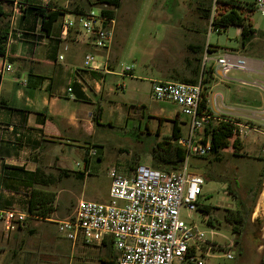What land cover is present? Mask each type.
I'll return each instance as SVG.
<instances>
[{
  "label": "crops",
  "instance_id": "obj_1",
  "mask_svg": "<svg viewBox=\"0 0 264 264\" xmlns=\"http://www.w3.org/2000/svg\"><path fill=\"white\" fill-rule=\"evenodd\" d=\"M204 1L154 2L150 20L159 28L148 27L138 38L149 42L156 40L157 35L167 36L159 49L156 44L144 46L142 67L134 72L135 66L127 71L118 68V41L125 40L131 33L130 26L142 0H130L124 10H121L124 0L118 7L96 0H0V31L6 33L5 52L0 54V209L13 208L29 214L31 198L51 197V212L27 219L57 226L56 221L70 216L74 210L66 216L78 183H83L103 163L106 143L114 130L119 129L121 133L137 130L134 148L149 154L151 166L152 153L159 152L160 142H177L171 137L174 121L180 137L189 131L190 117L181 113L176 104L169 100L154 101L150 97L153 81H169L177 78L175 73L188 72L190 76L181 79H190L198 70L201 74L204 67L211 66L213 72L210 81L205 83V96L206 110L214 117L213 121L228 118L241 128L251 126L246 136H237L239 147L243 139L254 145L252 139L256 136H250L251 131L257 136L264 135V97L257 98L251 88L253 83L247 79L264 78V55L246 49L256 37L245 46L240 44L238 51L228 50L246 57L250 68L236 69L240 74L229 77L228 72L224 74L214 62V58L225 51H217L216 45L204 44L207 21L198 23L191 17L185 18L186 25L178 29L179 32L175 30V23L180 22L176 19L181 18L176 17V10L208 9ZM91 6H99L98 11L113 10L108 22L113 34L107 48L96 46L94 35L85 34L79 28L64 31L61 27L63 15L86 12L92 10ZM38 7L60 12L49 31L42 26L43 18L35 10ZM230 26L236 28L240 38L241 27ZM170 44L183 50V60L155 59L151 66V57L153 60L156 56H171L172 52L162 51L166 47L170 49ZM205 52L210 60L203 64ZM87 54L94 56L90 66L84 65ZM203 132L204 129L200 137ZM124 150L116 148L118 152ZM91 151L94 154H90ZM135 162H121L116 156L106 172L108 174L113 166L127 175L138 164ZM108 189L109 184L105 199L98 201L108 200ZM24 223L9 230L0 225L3 231L12 234L23 230ZM197 250L193 248L190 253L195 254Z\"/></svg>",
  "mask_w": 264,
  "mask_h": 264
},
{
  "label": "rangeland",
  "instance_id": "obj_2",
  "mask_svg": "<svg viewBox=\"0 0 264 264\" xmlns=\"http://www.w3.org/2000/svg\"><path fill=\"white\" fill-rule=\"evenodd\" d=\"M130 0H124L121 10H124ZM156 0H142L141 8L136 11L135 21L130 26L131 33L123 41H118L120 45L117 58L118 68L135 66L134 72L141 69V57L145 45L156 44V49L163 46V39L167 35H157L156 40L142 41L138 37L146 28L159 27L152 22L154 2ZM253 0H243L241 2H251ZM97 5V3H96ZM203 5L208 9H187L176 10V20L180 19L174 27L176 32L186 24L185 18L191 17L193 22L206 23V32L203 34L205 45H216L217 51H238L240 49V39L234 26H228L220 32L209 31V25L214 14L220 9L218 0H205ZM95 13H98L99 6H91ZM200 16V17H199ZM249 17L255 28L264 30V13L261 14L256 8L250 12ZM211 26H213L211 24ZM247 50L264 55V33L256 34ZM167 43V42H166ZM159 44V45H158ZM160 44H162L160 46ZM166 45V44H165ZM117 46V45H116ZM171 48L163 49V53H171V56H156L150 65L156 60H170L180 62L183 60V50L175 49L174 44L168 45ZM161 51V52H162ZM179 54V55H173ZM156 59V60H155ZM240 72L231 69L229 77L237 76ZM177 78L169 81H181L182 77L190 76L187 73H175ZM253 83L251 88L260 99L264 97V78L254 76L256 79L247 78ZM258 93L260 95H258ZM253 110V109H252ZM143 129V128H142ZM250 136L254 145L244 139L241 140V147L234 150L232 147L224 148L214 158L212 154L204 157L190 155L187 161L188 171L203 177L204 183L201 186V193L198 204L213 206L209 213L196 208L189 210L182 206L180 218L186 223L195 225L205 233L209 242L201 245V250H197L194 259H183L178 262L174 259L173 264H196V260H202L204 264H264L262 260V248L264 247V135L254 132ZM248 134V137H249ZM138 132L132 129L130 133H121L114 130L107 140L104 154V161L98 169L94 170L83 183L80 181L74 192L73 203L66 214L70 215L79 198L88 200H102L106 197V188L109 184L107 168L111 165L112 159L116 156L121 162L134 160L137 165L150 166L149 154L139 152L134 148ZM252 146V147H251ZM117 147H122L123 152L116 151ZM130 174V173H129ZM127 174V175H129ZM262 203V204H261ZM239 209L243 215V222L238 226L233 220L236 210ZM239 215V214H238ZM62 218V217H61ZM234 226H238L234 232ZM102 244L72 245L65 237L57 231L55 223L41 220L27 219L23 230H15L12 234L3 231L0 225V264H101L99 256L103 253ZM114 251V250H113ZM115 253V251H114ZM227 253L231 257H227ZM116 255V253H115Z\"/></svg>",
  "mask_w": 264,
  "mask_h": 264
},
{
  "label": "built area",
  "instance_id": "obj_3",
  "mask_svg": "<svg viewBox=\"0 0 264 264\" xmlns=\"http://www.w3.org/2000/svg\"><path fill=\"white\" fill-rule=\"evenodd\" d=\"M255 8L263 14L264 0H255ZM109 21L100 11L88 10L74 12L71 16L63 15L61 27L64 31L79 28L85 34L94 35L96 46L107 48L113 34ZM211 24L209 31L224 29ZM59 57L62 58L61 55ZM93 59L92 54H87L84 65L90 66ZM209 60L205 52L202 63ZM214 62L224 74L231 69H250L246 57L228 50L214 58ZM6 67L10 68V65ZM130 68L127 66L124 71ZM253 84L258 85L257 82ZM203 91L200 80L196 83L153 81L150 85L152 100H169L179 107L181 113L190 117L188 133L177 139L186 152L183 167L165 171L136 165L129 175H123L112 166L107 174L108 200L79 199L70 216L56 221L58 233L72 245H94L110 240L116 253L115 264H172L174 259H194L191 249L201 250L204 243L211 247L203 231L180 218L182 206L190 211L197 208L204 183L203 177L188 171V158L190 155L205 156L210 152L209 140L203 142V137H200L204 126L214 118L206 109H199ZM232 122L234 136H246L252 129L249 125L241 128ZM35 216V213L27 214L13 208L0 209V223L6 230ZM227 257L231 254L227 253ZM262 260L264 262V247ZM196 264L204 263L197 259Z\"/></svg>",
  "mask_w": 264,
  "mask_h": 264
},
{
  "label": "trees",
  "instance_id": "obj_4",
  "mask_svg": "<svg viewBox=\"0 0 264 264\" xmlns=\"http://www.w3.org/2000/svg\"><path fill=\"white\" fill-rule=\"evenodd\" d=\"M98 3L111 5L113 7H118L122 0H96ZM221 4L220 9L214 14L211 23L214 27L222 26L224 29L230 25L240 26V43L242 46H245L249 43L257 33L262 31L257 30L249 17L251 11L255 9V0L251 2H241V0H218ZM241 9H244L242 11ZM38 14L43 18L42 26L46 31H49L51 23L58 17L59 10H46L43 8H35ZM100 13L110 18L113 15V10L101 9ZM0 14H2V7L0 5ZM264 33V32H263ZM5 43H6V33L0 31V54L5 52ZM207 51L209 48L207 47ZM213 72V68L210 66L208 68L204 67L200 74L198 70L194 78L182 79L181 81L196 83L200 80L201 85L203 86V94L199 109H206V97H205V83L210 81V75ZM234 125L231 119H222L220 121H209L204 126L203 132V142L208 138L210 144V152L214 158H218L219 153L222 149L232 147L234 150L239 148L238 137L233 134ZM171 137L178 139L179 128H177L174 121ZM167 144V145H166ZM159 152L152 153V163L151 166L155 169L165 170V171H176L183 167L185 159V149L179 145L177 142H160L158 144ZM207 154V155H209ZM205 155V156H207ZM204 157V156H200ZM264 172V166L261 170V175ZM52 201L50 197L45 200L33 199L31 198L28 203L29 213L39 214L41 216H46L49 212L52 211ZM213 206L203 204L199 205L197 203V208L204 213H209L210 209ZM236 215L234 217L235 223L240 226L243 222V215L240 210H236ZM239 214V215H238ZM234 226V232H237L239 227ZM104 246L103 253L99 256V261L101 264H115L116 255L113 251L112 244L110 240H104L102 242Z\"/></svg>",
  "mask_w": 264,
  "mask_h": 264
},
{
  "label": "bare ground",
  "instance_id": "obj_5",
  "mask_svg": "<svg viewBox=\"0 0 264 264\" xmlns=\"http://www.w3.org/2000/svg\"><path fill=\"white\" fill-rule=\"evenodd\" d=\"M262 204V203H261Z\"/></svg>",
  "mask_w": 264,
  "mask_h": 264
}]
</instances>
